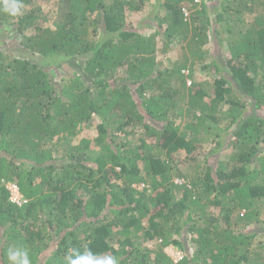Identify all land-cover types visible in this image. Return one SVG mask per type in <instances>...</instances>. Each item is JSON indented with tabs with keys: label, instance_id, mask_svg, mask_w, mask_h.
I'll use <instances>...</instances> for the list:
<instances>
[{
	"label": "trees",
	"instance_id": "16d2710c",
	"mask_svg": "<svg viewBox=\"0 0 264 264\" xmlns=\"http://www.w3.org/2000/svg\"><path fill=\"white\" fill-rule=\"evenodd\" d=\"M163 1L146 33L126 19L146 0L0 11V264L9 247L31 264H66L73 249L118 264H264V0ZM213 37L226 54L203 50ZM175 43L183 55L162 66ZM63 62L75 70L57 81Z\"/></svg>",
	"mask_w": 264,
	"mask_h": 264
},
{
	"label": "rangeland",
	"instance_id": "374dc122",
	"mask_svg": "<svg viewBox=\"0 0 264 264\" xmlns=\"http://www.w3.org/2000/svg\"><path fill=\"white\" fill-rule=\"evenodd\" d=\"M163 2H164L163 0H146L145 6L141 12H132V11L128 10L126 12L127 24L130 27H132L133 29L140 30L144 33L148 32L150 25L154 23L153 17H155V15L157 13L156 10L158 9V3L161 4ZM212 4H215V3H211L210 5H212ZM49 5L50 4L48 2L41 3V6L44 8H49ZM262 10H263V6L258 3L256 6H254V12L251 13L249 16H247V19L252 20L253 16L255 17L257 14L262 13ZM189 11L191 12V14H193V9H191ZM210 11L212 12L213 9H211ZM212 13L214 14L215 11ZM247 19H245V20H247ZM7 29L12 30L13 28L12 27L11 28L4 27L3 30H6L5 34H4L5 36H7ZM9 39H10V41L8 42V45H12V43L14 42L12 40H14V38H11L9 35ZM221 39L222 40H220V38H218V37H215V38L213 37L212 39H210V42L205 45V48L203 47V50L210 48V52H213V53L214 52H217V53L223 52L226 54V52H227V46L225 45L226 37H221ZM183 45H184V43H179V44L175 43L176 47L168 50V52L165 54H160L158 56V60L161 61L160 63H162V66H166L168 68L171 67V62L176 61V59L180 58L183 55V51H184L182 48ZM160 46H161V42H160ZM169 59H170V62H169ZM68 64L63 62L59 67L57 65L55 66L56 67L55 80H57V81L60 80V77H62L63 75H67V74L72 75L75 68H73V66H71L72 64H70V63H68ZM186 71L188 72V70H186ZM194 75H195V77H197V79H201V78L202 79H206V78L208 79V77H210L209 73L206 70H202L200 67L199 68L197 67ZM189 81L190 80H188V84H191V82H189ZM243 99L247 100L246 97H243ZM97 120H98L97 118L94 119L93 123L91 124L92 126L89 128H86V131H85L86 134L95 133L94 131H95ZM227 123L228 122H225L223 125H221V127L224 128L225 125H227ZM224 138L226 141L228 138H230V135L225 133ZM76 140H75V142H77ZM214 144L215 143H213V142H209V144H205L203 147V150H205V151L209 150ZM180 158H182L181 155H180ZM218 158H219V155L217 153L214 154V156L213 157L211 156L209 159L210 163L215 162V164H216V161L218 160ZM179 168L181 170H186L187 166L181 164L179 166ZM189 168H191V167H189ZM174 181L179 183L182 180H180L178 177H175ZM139 189H142V186H140ZM213 213L216 215H219V211H215ZM262 217H264V214ZM238 228L239 227H237V229ZM158 243H159V241H158ZM152 244H155V242H152ZM176 251H178V250H176L173 246H169L166 248V252L173 258H175V256H176Z\"/></svg>",
	"mask_w": 264,
	"mask_h": 264
},
{
	"label": "clouds",
	"instance_id": "9594fccd",
	"mask_svg": "<svg viewBox=\"0 0 264 264\" xmlns=\"http://www.w3.org/2000/svg\"><path fill=\"white\" fill-rule=\"evenodd\" d=\"M22 8L23 5L21 0H0V11L9 16L17 17L22 15ZM179 252L182 255L177 256V253ZM182 256V251H176L175 258H172L175 262H179L182 259ZM7 259L10 264H31L28 251L21 247H9ZM65 261L66 264H118V259L115 256H96L90 249H86L83 253L78 249H73L65 257Z\"/></svg>",
	"mask_w": 264,
	"mask_h": 264
},
{
	"label": "built area",
	"instance_id": "2783aa9c",
	"mask_svg": "<svg viewBox=\"0 0 264 264\" xmlns=\"http://www.w3.org/2000/svg\"><path fill=\"white\" fill-rule=\"evenodd\" d=\"M206 2H208V0H194L193 1V4L195 3V4H198L199 6L201 5V4H203V3H206ZM183 11L185 12V14L186 15H190V11H189V9L188 8H183ZM11 184V185H10ZM10 185V186H9ZM8 188L11 190V195H10V198H11V201H13V202H15V203H17V204H22L23 203V196H22V194L20 193V190H19V187L16 185V184H14V183H9L8 184ZM180 255H182V254H180V252L179 253H177V256H180Z\"/></svg>",
	"mask_w": 264,
	"mask_h": 264
}]
</instances>
